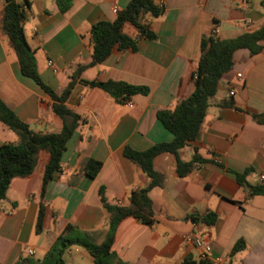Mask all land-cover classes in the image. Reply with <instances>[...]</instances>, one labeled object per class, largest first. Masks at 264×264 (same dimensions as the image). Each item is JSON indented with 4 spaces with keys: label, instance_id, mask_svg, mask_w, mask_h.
<instances>
[{
    "label": "crops",
    "instance_id": "obj_1",
    "mask_svg": "<svg viewBox=\"0 0 264 264\" xmlns=\"http://www.w3.org/2000/svg\"><path fill=\"white\" fill-rule=\"evenodd\" d=\"M23 4L22 27L42 81L57 95L70 82L67 108L84 123L72 134L62 153L61 167L46 185L42 231L35 233L42 174L47 155L40 152L32 173L11 180L0 202V264L20 257L41 259L67 225L87 232L101 244L109 214L98 191L104 188L111 205L129 206L133 191L145 188L148 178L123 155L128 147L144 151L169 142L171 134L156 118L189 96L191 76L200 56L201 38L215 31L217 39H231L264 23V0H152L163 9L159 17L141 14L140 23L154 39L139 37L125 23L122 31L136 40L135 52L112 53L91 65V26L112 22L130 0H72L61 13L55 0H17ZM0 0V100L35 133L60 131L62 122L50 98L21 75L3 27ZM256 55L241 49L232 67L218 82L196 139L178 151L183 162L197 156V168L184 177L176 174V159L163 153L153 159L159 185L148 192L152 225L133 218L122 220L111 250L121 264H180L199 262V250L185 235L210 245L211 264H264V195H251L264 176V43ZM240 75V77H237ZM87 82H119L145 88L119 103ZM18 137L0 122V145L17 144ZM94 160L101 167L94 178L84 171ZM236 174L243 175L242 183ZM214 217L212 224L203 218ZM243 249L231 255L237 242ZM32 252V255H29ZM65 264H94L80 246H71Z\"/></svg>",
    "mask_w": 264,
    "mask_h": 264
},
{
    "label": "trees",
    "instance_id": "obj_2",
    "mask_svg": "<svg viewBox=\"0 0 264 264\" xmlns=\"http://www.w3.org/2000/svg\"><path fill=\"white\" fill-rule=\"evenodd\" d=\"M2 1L4 3L3 27L16 57L19 71L22 76L32 80L50 98L52 111L62 122L61 129L57 133H35L0 100V122L19 139L17 144L0 145V202L4 200L11 180L15 177L29 176L36 165L38 154L44 152L47 155L35 222V233L39 234L42 231L44 219L45 205L42 199L46 185L60 170V159L66 148V143L73 132L84 123V120L65 105L73 82H70L60 95H57L38 75L33 52L24 37L22 27L24 5L17 0ZM71 1L55 0V3L58 10L64 13L69 9ZM162 13L163 9L155 6L152 0H130L112 22L94 23L90 28L91 65L103 62L112 53L136 51V40L122 31L125 23L131 24L138 32L139 37L154 39V34L140 23L139 17L141 14L159 17ZM263 43L264 23L254 31L231 39H217L211 34L201 38L200 56L191 76L193 81L191 93L173 109L159 110L156 113L157 120L171 134V140L154 144L144 151H135L128 147L123 150L124 157L135 162L146 175L147 186L131 193L129 206L109 204L105 198L104 188H99L100 202L109 214L108 230L103 242L95 244L89 233L67 225L41 259L20 257L13 264H65L64 255L71 246L84 248L92 257L94 264H121L111 250L118 224L126 218H133L146 225L153 223L148 192L159 185L158 175L153 168V159L163 153L173 155L176 159L178 177H184L193 169V164L198 161L197 156H194L190 162H183L178 158V151L196 139L208 108V100L216 93L219 80L230 71L233 54L238 50L245 49L250 55H256L261 52ZM82 83L89 87L99 88L119 103H123L131 96L146 95L147 93L145 88L119 82L82 81ZM252 118L256 122L264 124V114H253ZM100 167L99 162L90 159L86 162L85 174L89 178H94ZM243 177V175L236 174V179L240 184ZM251 195H264V187L251 188ZM203 222L208 225L212 224L214 217L203 218ZM243 247V242H237L230 254L234 255ZM180 264L211 263L207 260L194 262L190 258H185Z\"/></svg>",
    "mask_w": 264,
    "mask_h": 264
},
{
    "label": "built area",
    "instance_id": "obj_3",
    "mask_svg": "<svg viewBox=\"0 0 264 264\" xmlns=\"http://www.w3.org/2000/svg\"><path fill=\"white\" fill-rule=\"evenodd\" d=\"M113 14L117 15L118 14V10L117 9H113L112 10ZM211 35L214 37L215 36V31L213 30L211 32ZM237 77H240V75H237ZM124 104L129 105V101H124ZM198 164L194 163L193 164V168H197ZM259 180L261 184H264V176L260 175L259 176ZM184 241L186 243L192 244L194 247H196L199 250V258L200 260H206L207 255L210 252V245L208 243H205L199 239L193 238L190 235H185L184 236ZM29 255H32V252H29Z\"/></svg>",
    "mask_w": 264,
    "mask_h": 264
}]
</instances>
